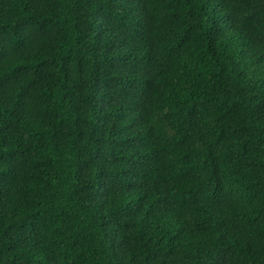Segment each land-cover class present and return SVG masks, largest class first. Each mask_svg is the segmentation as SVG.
Masks as SVG:
<instances>
[{"label":"trees","instance_id":"obj_1","mask_svg":"<svg viewBox=\"0 0 264 264\" xmlns=\"http://www.w3.org/2000/svg\"><path fill=\"white\" fill-rule=\"evenodd\" d=\"M0 264H264V0H0Z\"/></svg>","mask_w":264,"mask_h":264}]
</instances>
